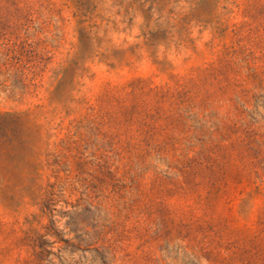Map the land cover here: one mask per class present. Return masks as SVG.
Masks as SVG:
<instances>
[{"label":"rangeland","instance_id":"1","mask_svg":"<svg viewBox=\"0 0 264 264\" xmlns=\"http://www.w3.org/2000/svg\"><path fill=\"white\" fill-rule=\"evenodd\" d=\"M0 264H264V0H0Z\"/></svg>","mask_w":264,"mask_h":264}]
</instances>
